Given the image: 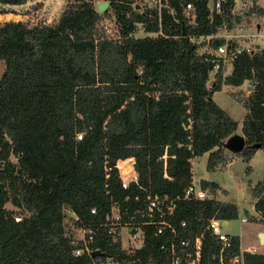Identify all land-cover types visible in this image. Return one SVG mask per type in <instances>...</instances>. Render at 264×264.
<instances>
[{
	"label": "trees",
	"instance_id": "obj_1",
	"mask_svg": "<svg viewBox=\"0 0 264 264\" xmlns=\"http://www.w3.org/2000/svg\"><path fill=\"white\" fill-rule=\"evenodd\" d=\"M34 1L0 0V14H24L16 6ZM100 1L111 2L105 12L97 9ZM212 1L166 0L160 9L146 0H65L53 21L0 22V264L103 259L76 254L84 247L81 228L93 236L94 251L127 255L104 223L116 205L134 212L148 192L177 200L168 220L176 227L186 221L181 233L190 247L201 236L200 264H231L228 256L236 252L243 264H264V253L242 250L238 235L222 261L208 222L236 219L239 209L215 198L219 182H201L212 197L184 198L195 158L209 152L215 171L264 149V49L256 44L228 60L227 76L223 63L210 86L215 50L241 45L223 32L243 27L248 17L264 18V6L244 0L237 8L236 0H225L214 10ZM139 25L154 35L135 36ZM222 81L235 87L253 81L249 94L233 95L247 109L241 134L213 98ZM236 136L245 140L242 150L228 145ZM128 158L137 175L131 181L129 172L126 186ZM253 193L259 212L253 220L264 224V179ZM153 230L146 227V245L137 251L158 263L164 238Z\"/></svg>",
	"mask_w": 264,
	"mask_h": 264
},
{
	"label": "rangeland",
	"instance_id": "obj_2",
	"mask_svg": "<svg viewBox=\"0 0 264 264\" xmlns=\"http://www.w3.org/2000/svg\"><path fill=\"white\" fill-rule=\"evenodd\" d=\"M38 1V2H36ZM264 6V0L258 1ZM34 4L27 3L22 6H16L20 12L9 13L14 14L13 17H9L8 14H0V22L5 20H30L32 23L45 20L46 22L53 21L60 14V11L65 4V0H35ZM36 3H41L38 9L33 6ZM244 4V0H236V7L240 8ZM4 16V17H3ZM109 27L108 32L115 35V27L110 21L106 22ZM227 37L232 38L231 35L240 34V41L244 46H253L256 44L259 47H264V18L260 16H252L245 19L244 26L231 31H224ZM262 34V35H260ZM154 35L153 33H147L139 25L135 36ZM201 38L199 41H202ZM5 63L0 60V75L3 73ZM232 71L231 62L227 61L224 64V76H227ZM216 70L211 74L210 86L213 82V86L216 84L215 77ZM215 83V84H214ZM251 83L246 81L241 87H235L222 81L221 88L215 90L213 98L214 100L225 109L236 121H238V133H243V121L247 113V109L244 105L238 101L235 95L249 94L251 91ZM231 156L233 153L229 152ZM14 161L17 160L15 156L12 157ZM209 152L195 158L193 160L194 169V182L197 185H201L204 180H218L219 189L214 194L216 199L222 201H230L237 204L239 209V215L236 219L227 220V224L222 225V230L229 235H238L241 240V249L246 250L250 248L251 251L264 253V245L259 241V232L264 231V224L253 220V218L259 216V212L255 208L256 197L253 193V186L264 179V149H258L253 155L250 161L243 159L242 157H234L229 162L221 163L215 171L209 170ZM128 170L132 169V161H127ZM131 176L133 177V171ZM8 208H13L11 203L7 204ZM82 234V233H81ZM128 238V232L124 231V240Z\"/></svg>",
	"mask_w": 264,
	"mask_h": 264
},
{
	"label": "built area",
	"instance_id": "obj_3",
	"mask_svg": "<svg viewBox=\"0 0 264 264\" xmlns=\"http://www.w3.org/2000/svg\"><path fill=\"white\" fill-rule=\"evenodd\" d=\"M165 1L166 0H146L148 4L156 5L160 9L165 5ZM224 1L225 0H213L212 8L214 10H220ZM187 7L191 8L192 4H188ZM231 36L240 40L239 37L241 35L235 34ZM261 48L264 49V47ZM254 49L253 46H244L242 43L241 45H236L231 50L228 49L227 45L218 47L215 50L217 59L214 70L217 71L223 63L236 58L241 52L247 51L251 53ZM121 160L123 159H120L119 161ZM119 161L117 162V166L119 165ZM134 162L135 160L133 158L132 166L134 169L132 181L136 179L137 175ZM123 181L127 186L128 184L125 182L124 178ZM209 197H212L209 190L203 188L201 185H197L195 182L186 189L184 195L185 199L204 200ZM176 207V199L171 198L168 195L161 196L152 192L147 193L145 204L135 209L132 213L130 212L129 207L124 211L122 210V212L121 207L116 205L112 213L107 215L104 225L111 226L110 232L114 231L116 233L115 235H118L121 238L123 248L127 250V255L106 254L101 251L102 256H104L103 259H94L93 264H200L201 236H197L193 246L190 247V241L187 238H184L181 233V229L187 224L186 221H182L180 226L176 227L168 220V216L174 213ZM92 212L95 213L96 210L92 209ZM223 224H227V222L225 223V221L218 218H212L209 220L207 226V229L213 233L222 245V261L225 256L224 251L232 245V236L222 230ZM147 226H153V234L164 238L160 249L165 255L160 256L158 263L153 257L144 258V256L137 251L146 245ZM80 231L82 232L84 247H79L76 250V254H80L85 250L93 255L95 251L90 247V241H92L93 236L90 232L87 236V229L85 228H81ZM124 231L128 232L126 242L124 240ZM228 257L231 264H243L242 257L238 252L232 253Z\"/></svg>",
	"mask_w": 264,
	"mask_h": 264
},
{
	"label": "water",
	"instance_id": "obj_4",
	"mask_svg": "<svg viewBox=\"0 0 264 264\" xmlns=\"http://www.w3.org/2000/svg\"><path fill=\"white\" fill-rule=\"evenodd\" d=\"M110 4H111V2L110 1H100L99 3H98V5H97V9L100 11V12H105L108 8H109V6H110ZM252 82L253 81H251V85H250V87H252ZM215 84V83H214ZM228 145L231 147V148H233L234 150H242L243 148H244V146H245V140H244V138H241V137H238V136H236V137H233L229 142H228ZM126 163V162H125ZM128 163H126V165H127ZM123 167H124V164L122 165V170H123ZM133 166H132V171H133ZM122 170H121V172H122ZM123 173H124V180H125V182H126V180H128V177H129V173H127V172H125V171H123ZM122 173V174H123ZM133 175V174H132ZM132 181V180H131ZM130 181V182H131ZM217 182H218V180H216ZM129 182V183H130ZM127 184H129L128 182H126ZM227 221H225V223H226ZM258 237H259V241H260V243L261 244H263L264 245V231H260L259 232V235H258ZM98 254H101V251H95L94 252V255H98Z\"/></svg>",
	"mask_w": 264,
	"mask_h": 264
},
{
	"label": "bare ground",
	"instance_id": "obj_5",
	"mask_svg": "<svg viewBox=\"0 0 264 264\" xmlns=\"http://www.w3.org/2000/svg\"><path fill=\"white\" fill-rule=\"evenodd\" d=\"M126 161H133L132 159H127ZM131 167H132V164H131ZM127 172L129 173L128 171V166H127ZM130 175V174H129ZM131 178H133L131 175H130Z\"/></svg>",
	"mask_w": 264,
	"mask_h": 264
},
{
	"label": "crops",
	"instance_id": "obj_6",
	"mask_svg": "<svg viewBox=\"0 0 264 264\" xmlns=\"http://www.w3.org/2000/svg\"><path fill=\"white\" fill-rule=\"evenodd\" d=\"M246 250H250V248H247Z\"/></svg>",
	"mask_w": 264,
	"mask_h": 264
}]
</instances>
